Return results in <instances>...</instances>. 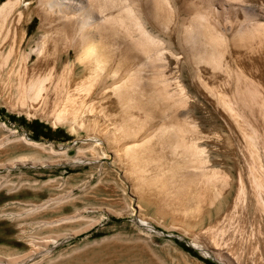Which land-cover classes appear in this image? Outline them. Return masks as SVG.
Returning a JSON list of instances; mask_svg holds the SVG:
<instances>
[{"label":"bare ground","instance_id":"obj_1","mask_svg":"<svg viewBox=\"0 0 264 264\" xmlns=\"http://www.w3.org/2000/svg\"><path fill=\"white\" fill-rule=\"evenodd\" d=\"M0 104L83 133L62 163L111 171L205 256L264 264V0H5Z\"/></svg>","mask_w":264,"mask_h":264},{"label":"rangeland","instance_id":"obj_2","mask_svg":"<svg viewBox=\"0 0 264 264\" xmlns=\"http://www.w3.org/2000/svg\"><path fill=\"white\" fill-rule=\"evenodd\" d=\"M37 28L35 17L23 25L27 39L39 37ZM82 136L0 104V140L8 138L0 147V264H219L173 228L179 220L140 206L111 171L62 163L75 156ZM61 147L67 155L57 154ZM215 166L234 174L230 160ZM232 195L231 189L224 203ZM217 212H205L192 229ZM138 214L159 233L137 223Z\"/></svg>","mask_w":264,"mask_h":264}]
</instances>
